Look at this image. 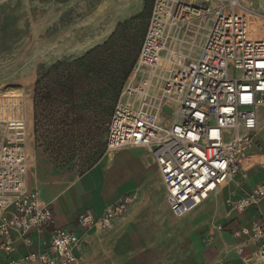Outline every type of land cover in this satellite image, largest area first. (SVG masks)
Here are the masks:
<instances>
[{"label": "built area", "instance_id": "obj_1", "mask_svg": "<svg viewBox=\"0 0 264 264\" xmlns=\"http://www.w3.org/2000/svg\"><path fill=\"white\" fill-rule=\"evenodd\" d=\"M263 108L264 38L252 31L240 2L155 0L136 64L108 124L107 151L111 158L126 148H145L160 172L170 211L181 218L264 161L250 154L261 148ZM27 121V96L0 93L5 264H84L88 236L112 229L136 196L126 193L102 212L80 215L74 229L55 226L52 203L29 182ZM263 201L264 180L227 198V215ZM211 227L232 236L228 249L243 264H264V214L247 224L212 222ZM213 240L210 235L206 242Z\"/></svg>", "mask_w": 264, "mask_h": 264}, {"label": "rangeland", "instance_id": "obj_2", "mask_svg": "<svg viewBox=\"0 0 264 264\" xmlns=\"http://www.w3.org/2000/svg\"><path fill=\"white\" fill-rule=\"evenodd\" d=\"M238 1L249 15L252 31L264 38V0ZM154 4L155 0H0V88L19 87L27 96L30 185L34 184L37 161L42 158L76 178L110 161L108 124L136 64ZM115 32L111 49L98 50L105 60L99 61L93 54L79 61L103 47ZM197 48L193 47V53ZM98 67L104 73L101 76L93 72ZM171 112L169 109L168 119ZM133 153L126 155L130 158ZM246 173V178L236 176L187 216L178 218L170 213L175 228L171 224L161 227L166 233L164 245L157 237L144 239V252L159 253L162 264H167L168 258L177 264H198L200 253L204 259L213 260L217 245L229 242L231 237L213 230L211 223L240 217L247 222L252 218L248 217L249 209L227 216L226 199L239 197L260 181L264 163H255ZM168 229H173L169 245ZM210 235L214 240L207 243ZM86 252L84 264H102L100 249L91 263Z\"/></svg>", "mask_w": 264, "mask_h": 264}, {"label": "crops", "instance_id": "obj_3", "mask_svg": "<svg viewBox=\"0 0 264 264\" xmlns=\"http://www.w3.org/2000/svg\"><path fill=\"white\" fill-rule=\"evenodd\" d=\"M261 121L257 136L261 148L252 149L250 154L264 160V118ZM129 152H134L130 158L126 155ZM147 157L143 148H126L116 152L107 164L94 167L77 178L64 172L46 158L37 161L33 186L37 185L42 198L52 203L55 216L54 224L57 227L74 229L77 227V219L80 215L88 211L102 212L124 194H135V203L125 217L119 219L112 229L91 233L88 236L90 240L86 250L89 251L90 256L88 263H91L94 259L93 256L95 257L100 249L104 255L102 262L100 260L102 264H162L157 256L159 253L144 252L143 240L157 237L162 239L163 246L166 233L161 230V227H165V225L169 227L171 224L174 229L175 222L170 217L172 212L166 203L165 186L160 172ZM261 162L264 163V161ZM262 180H264V175L260 181ZM248 214V217L252 218L247 222L242 220L243 217H240L236 220L233 218L231 222L226 223L232 227L239 223L247 224L257 217L259 218L264 214V201L259 207L250 208ZM173 229L171 232L169 229L167 230L166 243L168 245L172 244L170 238L173 236L170 234ZM230 237L229 242L224 240L223 245H217L213 260L204 259L200 253L198 264H243L228 249V245L234 242L231 235ZM137 239L139 241H136ZM139 245L141 248H138ZM127 246L131 248L127 249ZM86 254L87 252L85 256ZM5 263V254L0 249V264ZM167 264L177 263L168 258Z\"/></svg>", "mask_w": 264, "mask_h": 264}, {"label": "trees", "instance_id": "obj_4", "mask_svg": "<svg viewBox=\"0 0 264 264\" xmlns=\"http://www.w3.org/2000/svg\"><path fill=\"white\" fill-rule=\"evenodd\" d=\"M148 0H146V2H147ZM116 37H117V34H116V32L111 36V38L107 41V42H105V44H104V46L102 47V46H99V47H97L96 49H94V50H92V51H90V52H88L83 58H81V59H79V61L80 60H84L86 57H90V56H92L93 54H95V56H99V61H103V60H105L106 59V57L104 58L103 56L104 55H102L101 56V54L99 53V54H97L98 53V50H101V49H103V48H105V49H107V51L108 50H110L111 48V46L113 45L112 43H115V40H116ZM97 54V55H96ZM101 57V58H100ZM93 72H96L97 73V75H102V74H104L103 73V71H102V69H99V67L98 68H93ZM124 76H127V71H126V73H124ZM129 77V76H128ZM128 79V78H127ZM71 91H73L72 89H71Z\"/></svg>", "mask_w": 264, "mask_h": 264}, {"label": "bare ground", "instance_id": "obj_5", "mask_svg": "<svg viewBox=\"0 0 264 264\" xmlns=\"http://www.w3.org/2000/svg\"><path fill=\"white\" fill-rule=\"evenodd\" d=\"M0 92L1 93L16 94V93H20L21 92V88H19V87H11V86H3V87L0 88Z\"/></svg>", "mask_w": 264, "mask_h": 264}]
</instances>
